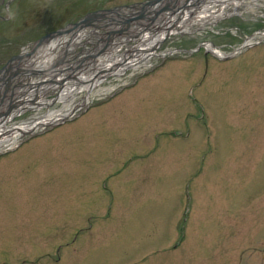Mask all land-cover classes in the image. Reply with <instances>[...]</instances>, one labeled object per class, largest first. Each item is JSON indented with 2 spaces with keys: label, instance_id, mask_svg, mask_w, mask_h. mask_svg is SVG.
I'll return each instance as SVG.
<instances>
[{
  "label": "rangeland",
  "instance_id": "obj_1",
  "mask_svg": "<svg viewBox=\"0 0 264 264\" xmlns=\"http://www.w3.org/2000/svg\"><path fill=\"white\" fill-rule=\"evenodd\" d=\"M149 1L0 0V60L86 11ZM177 1L157 31L196 16ZM214 7L211 24L165 35L156 69H99L106 94L0 154V264H264V36L223 59L264 30V0Z\"/></svg>",
  "mask_w": 264,
  "mask_h": 264
},
{
  "label": "bare ground",
  "instance_id": "obj_2",
  "mask_svg": "<svg viewBox=\"0 0 264 264\" xmlns=\"http://www.w3.org/2000/svg\"><path fill=\"white\" fill-rule=\"evenodd\" d=\"M217 1L218 0L204 1V4L197 8L198 11L196 16L185 13L181 19H179L180 22L178 24L175 20L165 21L158 31L156 24L159 22L157 16L159 9L169 8L170 5L178 1L160 0L145 4L144 10L149 17L147 25L139 28V32H136L132 27L123 26L119 20L118 23L121 25L122 29L118 30L116 34L109 36L107 38L108 40H106L103 45L100 43L101 39L98 38L102 37V29L93 30L91 28L89 29V27L75 28L74 30H69L65 34L59 36L51 35L43 40L42 42H45V44L43 43L44 45L39 46L37 52H40V54L45 57L42 56L41 60L35 62L36 64L31 65L30 63L28 66H45L44 68L48 71V75L51 76L54 82L53 86L48 85L43 87L38 92L37 96L32 97L30 94L26 93V88L29 84H35L38 81L37 79L16 76L13 80H9L7 84L4 85L3 81H5V75H1L0 73V86L4 88V91L8 89L5 96L8 100H14V96L19 99L16 102L17 107L14 108L4 120L3 118L0 120V150L7 147L9 148L17 140L16 137L19 134L22 135L28 131L34 130L40 125L54 122L56 119L68 115L73 109H77V104L81 105L82 102H88L93 96L101 95L105 90L104 87H100L104 80V76L97 73L94 75L99 69L108 68L112 77L119 78L125 75L128 70L134 71L143 66L151 65L152 58L161 55L160 53L174 51V48L161 50L162 52L157 51L165 35H169V33L171 35L184 34L188 29L191 30L194 27V23L198 24L201 28L208 23L211 24V21L207 20V15L213 11ZM225 1L227 0H224V2ZM236 4L237 3H235V5ZM116 12L117 11L106 14V21L103 20V23L107 24L109 21H112V15L114 20H116ZM227 13H230V11H227ZM185 26L190 27L186 28ZM261 36H264V30L247 37L243 44L249 43L251 40ZM134 38L138 40L135 49L121 59V52L119 51L123 45L135 41ZM90 39H95L98 42L97 47L90 56L83 53V55L77 57L80 64L84 63V65L81 66L75 79L71 80L65 77L64 73L56 66L51 67L52 62L62 54L66 57H73L76 50L75 48ZM65 40H67L69 47L63 49L61 46ZM205 46L212 50L214 48L209 42H206ZM27 51H29V49H27L24 54L21 53L17 56L16 58L18 60L14 61L15 58H13L9 62V70L12 71V68L21 64L20 61L23 59L24 55H26ZM90 68H94L93 71H91ZM92 74L93 76H91ZM14 81L19 84L16 89L12 88V83ZM106 92L108 91L104 93L106 94ZM55 94H57V97L55 100H52L50 97ZM24 95L29 97L28 101L23 100V97H25ZM6 102L7 100L0 103L1 109L5 107ZM37 103L40 105H37ZM27 106H31L33 112L22 119L15 120V116L19 115ZM41 107L48 108L42 109Z\"/></svg>",
  "mask_w": 264,
  "mask_h": 264
},
{
  "label": "water",
  "instance_id": "obj_3",
  "mask_svg": "<svg viewBox=\"0 0 264 264\" xmlns=\"http://www.w3.org/2000/svg\"><path fill=\"white\" fill-rule=\"evenodd\" d=\"M157 1H159V0H152V1H149V2H146V3L144 2V3H142V7H144L145 4H150V3H153V2H157Z\"/></svg>",
  "mask_w": 264,
  "mask_h": 264
}]
</instances>
